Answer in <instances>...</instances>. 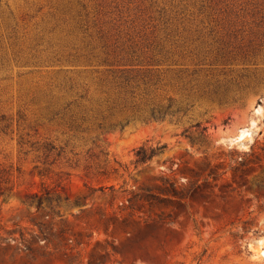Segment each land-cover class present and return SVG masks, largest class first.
Returning a JSON list of instances; mask_svg holds the SVG:
<instances>
[{
    "label": "rangeland",
    "instance_id": "rangeland-1",
    "mask_svg": "<svg viewBox=\"0 0 264 264\" xmlns=\"http://www.w3.org/2000/svg\"><path fill=\"white\" fill-rule=\"evenodd\" d=\"M0 264H264V0H0Z\"/></svg>",
    "mask_w": 264,
    "mask_h": 264
},
{
    "label": "trees",
    "instance_id": "trees-1",
    "mask_svg": "<svg viewBox=\"0 0 264 264\" xmlns=\"http://www.w3.org/2000/svg\"><path fill=\"white\" fill-rule=\"evenodd\" d=\"M167 108H169V106H167ZM166 110V109H163V111ZM149 114H150V117L152 120H155L156 118L158 120H161L165 113L164 112H161L160 110L156 109V110H150L149 111ZM127 124V122H124V123H119V127L122 129L124 128V126ZM161 147L159 148H155V149H150L148 150V152L144 151V150H140L138 153H137V156L139 157V160L142 162L144 161L146 158H150L152 155H154V153L158 150H160ZM37 204H40V201L38 200Z\"/></svg>",
    "mask_w": 264,
    "mask_h": 264
}]
</instances>
